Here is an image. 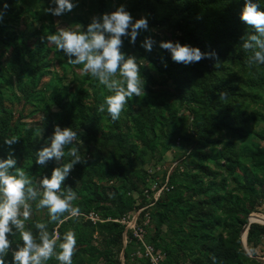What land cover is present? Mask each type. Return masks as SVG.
Returning <instances> with one entry per match:
<instances>
[{"label": "trees", "instance_id": "16d2710c", "mask_svg": "<svg viewBox=\"0 0 264 264\" xmlns=\"http://www.w3.org/2000/svg\"><path fill=\"white\" fill-rule=\"evenodd\" d=\"M21 2L0 0V50L16 46L0 65V159L11 152L34 183L50 178L54 168L70 160L66 155L36 163V153L50 145L56 126L77 132L83 157L62 185L77 193L73 206L79 215L65 213L62 224L48 223L47 209L36 208L38 198L31 202L26 226L38 235L35 224L48 223L49 232L61 238L74 230L73 264H149L138 256L142 245L119 222L139 212L137 225L145 230V243L163 255L162 264H262L253 257L264 258L263 224L249 226L246 246L252 257L241 244L242 228L264 201V145L253 141L264 142V132L255 133L251 126L256 116L264 125V64L250 67L252 53L242 46L254 34L240 19L245 0H128L126 11L148 20V30L139 32L135 44L122 37L121 47L141 65L145 95L133 96L116 121L106 106L98 110L111 93L83 65H77L83 74L75 85L66 86L57 76L46 80L56 60L46 37L55 32L33 28L26 41L23 33L10 32L5 20L22 17ZM44 2L45 9L56 7L52 0ZM259 3L264 10V0ZM99 6L102 10L103 0ZM75 23L87 31L91 22L75 18ZM156 29L169 31L173 43L214 52L218 59L184 65L165 49L161 55L155 44L149 52L141 45L146 37L155 39ZM4 83L14 98L3 91ZM48 100L56 112L49 111ZM25 107L32 110L25 113ZM36 115L39 126L29 127L27 120ZM12 136L18 141L9 146L5 140ZM179 141L192 146L188 164L181 161L160 178L145 168ZM229 180L233 187L228 191ZM153 182L164 186L156 200ZM91 213L96 222L88 218ZM13 232L6 264H14L12 250L23 246ZM47 264L59 262L53 257Z\"/></svg>", "mask_w": 264, "mask_h": 264}, {"label": "clouds", "instance_id": "9594fccd", "mask_svg": "<svg viewBox=\"0 0 264 264\" xmlns=\"http://www.w3.org/2000/svg\"><path fill=\"white\" fill-rule=\"evenodd\" d=\"M52 2L56 7L45 11L54 16L71 12L76 6L72 0ZM240 19L254 29V34L248 35L242 45L244 50L252 53L248 58V65L251 67L264 64V10L259 0H245ZM141 30H148L147 18L133 21L131 14L121 5L114 12L93 17L87 31L59 28L46 39L57 50L65 53L69 64L83 65V70L111 93L105 96L104 103L98 110L103 112L106 106L111 119L116 121L133 96L145 95L141 65L135 56L126 57L121 52L122 37H130V42L135 44ZM155 43L151 37H146L141 46L150 52ZM159 47L170 51L174 62L184 65L205 58L218 59L214 52L204 53L198 47L182 45L179 42L162 41ZM225 97L226 94L222 93L221 99ZM17 141L18 138L12 136L5 143L11 146ZM50 141L49 146L36 153L37 164L46 165L53 159L60 161L66 155L70 160L61 167L54 168L50 178L45 176L38 183H34L33 178L23 168L16 166L17 161L11 152L6 159H0V264H6L5 257L11 248L9 236L15 234L13 228L23 241V246L17 245L18 250H12L14 264H47L53 257L59 264H73L77 246L75 231L69 229L61 238L58 234L49 232L48 223L62 224L65 213L72 217L79 215V208L73 206V201L78 198L77 193L62 185L74 165L83 162V157L76 146L77 132L71 127L62 129L56 126ZM37 199L36 208L47 209L49 221L37 222L35 229L38 230V235H35L25 222L32 214L31 202Z\"/></svg>", "mask_w": 264, "mask_h": 264}, {"label": "rangeland", "instance_id": "374dc122", "mask_svg": "<svg viewBox=\"0 0 264 264\" xmlns=\"http://www.w3.org/2000/svg\"><path fill=\"white\" fill-rule=\"evenodd\" d=\"M104 7L100 10L99 0H84L83 2L74 3L76 6L73 8L71 12H65L61 16H51V21L49 20V12L45 11V2L44 0H22L20 6L23 10V15L20 19H6L5 23L7 24V28L10 32H14L17 36H21L24 34L23 38L26 41L28 39L29 34H31L32 29H40L45 31H53L57 32L59 28H72L73 30H81L83 31V27L75 23V18H81L87 22H92L93 17H102L105 13L114 12L119 6L124 5L125 9L130 8L128 0H103ZM30 10V14H29ZM133 21L140 19L143 17L141 14L132 13ZM27 24V26H26ZM154 33L155 39V50L158 51L161 55H164V49L159 47L160 42L162 41H171V33L164 29H156L152 31ZM22 44H19V46ZM16 48V46H12L6 51L0 50V65L5 64L7 59L10 57L11 52ZM48 48L52 50L53 55L56 60L53 64V67L50 68V74L47 79L51 77L57 76L62 79V83L66 86H71L76 84V80L81 78L83 71L79 69V65L69 64L68 57L62 51L56 49L55 45L48 43ZM168 51V50H167ZM170 52V51H168ZM75 59V57H72ZM63 66H61L60 64ZM66 69V70H65ZM56 78V77H55ZM53 87V84H51ZM2 89L12 98V88L8 86L6 83L3 84ZM49 89H46V96ZM47 104L49 105V111L56 112V106L48 100ZM257 110V108H254ZM252 109V110H254ZM25 113H28L32 108L25 107ZM181 115L187 116V111L181 110L179 112ZM29 127L39 126V119L36 115L32 120H27ZM252 128L255 133L264 132V125L261 123L260 117L256 116L252 119ZM254 142L264 145V142L260 141L259 138L253 139ZM191 145L185 144L183 142L175 143L167 153L162 155V159L159 162H155L151 160L149 164L145 167L146 169H152V173L157 175V178H160L163 173L167 170H171L173 167L179 165L181 161L183 163H189L188 157L186 154H189ZM39 182V181H38ZM233 184L232 181H228V191L232 189ZM154 197V196H153ZM148 201L151 200L150 197H147ZM259 213H253L250 216L251 221H262L264 219V201L258 211ZM132 219V214L127 218V220ZM245 239V238H244ZM123 259V258H122Z\"/></svg>", "mask_w": 264, "mask_h": 264}, {"label": "built area", "instance_id": "2783aa9c", "mask_svg": "<svg viewBox=\"0 0 264 264\" xmlns=\"http://www.w3.org/2000/svg\"><path fill=\"white\" fill-rule=\"evenodd\" d=\"M150 173H152V171H150ZM163 187L159 188L156 182H153L152 185L150 186V190L154 192L153 198L155 200L158 198ZM138 214L139 212L133 214L131 220L122 219L119 222L125 225V232L127 230H131L133 238H135L137 242L142 245V252L138 254L139 257L146 258L149 261V264H162L163 255L161 254V252L159 250H156L151 245H148L145 243V240H144L145 230L143 227L137 225ZM88 218L93 222H96L98 220L97 217L92 213L88 216ZM147 222L148 220L145 221V223ZM54 233L57 234L56 231ZM124 243L126 244L125 234H124Z\"/></svg>", "mask_w": 264, "mask_h": 264}, {"label": "water", "instance_id": "95a60500", "mask_svg": "<svg viewBox=\"0 0 264 264\" xmlns=\"http://www.w3.org/2000/svg\"><path fill=\"white\" fill-rule=\"evenodd\" d=\"M250 217L248 218V221L247 223L245 224V226L242 228V231H241V244H242V247H243V250L245 252V254L249 257H252L247 249V246H246V236H247V232H248V229H249V226L250 224L252 223H259V224H263L264 225V219L262 221H251L250 220ZM243 236L245 239H243ZM256 261L258 262H261L262 264H264V258H260V257H253Z\"/></svg>", "mask_w": 264, "mask_h": 264}]
</instances>
